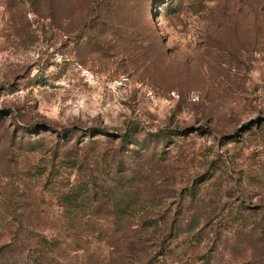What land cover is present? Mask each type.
I'll use <instances>...</instances> for the list:
<instances>
[{
	"label": "rangeland",
	"instance_id": "374dc122",
	"mask_svg": "<svg viewBox=\"0 0 264 264\" xmlns=\"http://www.w3.org/2000/svg\"><path fill=\"white\" fill-rule=\"evenodd\" d=\"M0 264H264V0H0Z\"/></svg>",
	"mask_w": 264,
	"mask_h": 264
}]
</instances>
